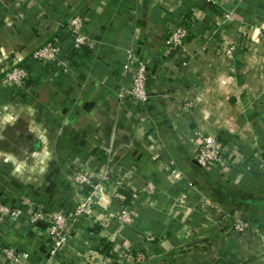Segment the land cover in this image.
Segmentation results:
<instances>
[{"label": "crops", "instance_id": "1", "mask_svg": "<svg viewBox=\"0 0 264 264\" xmlns=\"http://www.w3.org/2000/svg\"><path fill=\"white\" fill-rule=\"evenodd\" d=\"M220 2L231 17L206 0H0V188L13 205L21 194L30 200L19 204L15 222L0 220V239L28 251L30 264L45 262L51 244L47 224L30 223L33 204L74 212L80 193L69 174L77 161L89 173H112L102 199L110 204L76 223L53 264H93L88 250H102L104 239L114 254L142 251L152 264H264V239L231 223L243 217L264 232V0ZM77 11L87 13L86 32L99 41L83 51L68 39L67 19ZM184 21L193 35L187 64L178 47L163 45L172 23ZM55 37L68 44L66 74L33 57ZM133 43L152 74L150 99L139 105L118 96L130 81L121 72ZM234 43L232 59L217 53ZM12 65L33 73L22 92L3 79ZM201 133L226 145L233 168L197 164ZM147 181L157 190L145 206ZM133 203L140 209L132 224L103 223V214ZM0 264L9 263L0 257Z\"/></svg>", "mask_w": 264, "mask_h": 264}, {"label": "built area", "instance_id": "2", "mask_svg": "<svg viewBox=\"0 0 264 264\" xmlns=\"http://www.w3.org/2000/svg\"><path fill=\"white\" fill-rule=\"evenodd\" d=\"M208 3L217 7L218 11L225 14L226 17H231L233 12L226 5L222 4L220 0H206ZM88 15L85 12L77 11L71 14L67 19L68 39L71 43L72 49L76 51H83L87 48H92L99 43L96 39L90 37L85 29V23L88 20ZM192 32L187 22H173L170 26L166 36L163 39V45L169 49L178 47L182 51L183 63L187 64L190 60L192 52L189 47L190 40H192ZM133 43L126 49V56L122 63V76H130L129 82H123L118 89V96L122 102L129 104H145L150 99V91L148 83L152 76L150 73V64L147 58L143 57L134 46ZM205 48V45L201 46ZM236 44L225 46V48L217 53H223L230 59L235 54ZM67 41H63L60 37H55L48 43L36 48L33 52V57L41 65L50 63L58 64L61 72L66 74L70 70V58ZM33 75L27 67L20 65L8 66L3 72V79L5 82H10L15 85L16 92H22L23 88L27 86L28 80ZM164 99L169 100L171 94L164 92L162 94ZM193 105L192 101L185 104V108L189 109ZM141 121L145 117H140ZM233 137V136H232ZM152 158L158 159L160 157V146L157 140L154 139L151 144ZM229 149L222 143V141L211 134L201 133L194 140V157L196 162L201 167H209L219 164L221 166H228L230 160L228 155H231ZM77 161V160H76ZM169 165H174L172 160ZM233 168L229 165V169ZM69 174L70 181L73 182L80 193L79 201L74 212H67L64 209L51 204L32 203L34 208L30 214V223L36 225L38 223H46L48 229V236L51 244H49L48 258L45 262H34L31 264H53L55 257H57L64 249V247L71 242L73 237V229L76 223L83 217L91 214L95 205H102L107 208L110 201H103V194L105 192V180L110 181L112 173L105 169L98 174L89 173L80 167L77 161L70 167ZM170 177L173 180H180L181 173L178 171L172 172ZM121 180V178H120ZM193 185V182L190 183ZM145 194V201L143 204L153 205L154 201L152 195L157 190V185L153 181H147L142 185ZM97 194L100 198H96ZM185 192H181L179 200L184 202L187 198ZM199 203L198 200H195ZM207 204L216 208L220 212H224V208L219 205L216 206L210 200H206ZM18 205L9 202L7 195L0 188V220L3 222L13 223L17 220L18 214L21 212L19 204L30 203L26 195H19L16 200ZM139 205L122 204L120 208L113 212H106L103 216V223H106L110 217H117L124 225H130L134 222L136 215L139 213ZM232 228L236 233L247 234L249 232L257 233L264 239V232L259 229H254V223L243 217H234L231 219ZM190 233L186 232L185 237H189ZM153 239V238H150ZM0 257L9 264H30V253L28 251H19L16 247L6 243L0 239ZM87 259L93 264H112L114 262H141L142 264H152L147 261V254L142 251L136 253L128 251L114 254L111 250V255H106L102 250H88ZM90 262V263H91Z\"/></svg>", "mask_w": 264, "mask_h": 264}, {"label": "trees", "instance_id": "3", "mask_svg": "<svg viewBox=\"0 0 264 264\" xmlns=\"http://www.w3.org/2000/svg\"><path fill=\"white\" fill-rule=\"evenodd\" d=\"M254 168H258V167H254ZM244 171V170H241ZM53 205V204H51ZM57 206V205H56ZM105 242V247L102 248V252H104L106 255H111V250H112V244L110 242H106V240H103Z\"/></svg>", "mask_w": 264, "mask_h": 264}, {"label": "water", "instance_id": "4", "mask_svg": "<svg viewBox=\"0 0 264 264\" xmlns=\"http://www.w3.org/2000/svg\"><path fill=\"white\" fill-rule=\"evenodd\" d=\"M112 264H142V263L141 262H134V263H132V262H114Z\"/></svg>", "mask_w": 264, "mask_h": 264}]
</instances>
